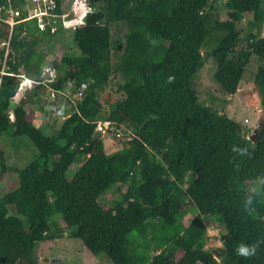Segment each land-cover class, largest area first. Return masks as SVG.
Masks as SVG:
<instances>
[{
  "label": "trees",
  "instance_id": "16d2710c",
  "mask_svg": "<svg viewBox=\"0 0 264 264\" xmlns=\"http://www.w3.org/2000/svg\"><path fill=\"white\" fill-rule=\"evenodd\" d=\"M56 1L61 14L63 2ZM8 2L21 10L19 21L27 18L25 0H0ZM87 3L93 12L72 29L60 23L42 30L35 19L11 35L8 73L39 80L53 67L58 74L49 88L35 89L55 90L67 105L49 119L46 134L35 121L47 111L43 97L37 110L16 104L18 79H1L0 138L27 137L39 156L20 167L0 146V181L12 173L19 179L0 197V264H39L38 245L67 234L114 264H264V127L253 142L239 123L200 104L194 89L208 57L228 95L238 92L254 57L264 60L263 0H230L225 20L210 0ZM248 19L241 47L238 27ZM115 23L127 25L123 40H112ZM70 32L73 55L55 60L43 51ZM9 39L10 27L0 22V43ZM113 49L121 51L116 68ZM5 55L0 50L2 61ZM118 75L121 98L108 93L107 109L101 97ZM84 83L83 99H74ZM256 84L264 113V64ZM100 121L125 137L121 150L106 152ZM74 164L80 166L68 179ZM106 195L115 199L102 201ZM210 218L225 231L222 248L204 247ZM241 246L252 256L239 255Z\"/></svg>",
  "mask_w": 264,
  "mask_h": 264
},
{
  "label": "rangeland",
  "instance_id": "374dc122",
  "mask_svg": "<svg viewBox=\"0 0 264 264\" xmlns=\"http://www.w3.org/2000/svg\"><path fill=\"white\" fill-rule=\"evenodd\" d=\"M65 12L70 11L74 0H62ZM216 11L221 15L223 20L227 19L228 13L232 11V5L230 0H210ZM264 2V0H263ZM264 8V3H263ZM79 15H81L78 12ZM239 24L240 30H243L242 45L246 46V39L249 29L247 28L248 22ZM72 29V28H69ZM67 29V30H69ZM112 40H123L128 32L127 25L125 23H115L111 26ZM257 28L253 29V32L257 33ZM66 30V31H67ZM69 32V31H68ZM264 37V29L263 34ZM44 52L50 56H55V60H59L62 56L75 53V44L72 41V32L67 33L62 42L52 48H44ZM207 50L203 52L205 55ZM121 55L119 49H113L112 59L115 68L118 66V61ZM261 64H264V60L254 57L248 65L244 77L239 85V90L235 95L226 94L215 80V73L217 70L216 63L212 57L205 59V65L197 74L194 79V89L198 93V99L200 104L210 108L213 112L219 114H225L232 120L239 123L242 128L251 133L250 139L254 136L258 130L261 121L263 120L264 113L261 108V97L256 84V75ZM123 82V78L118 75L117 79L112 81L106 92L101 97L104 106L109 109L106 103V95L112 94L116 98H121V94L117 93L119 84ZM37 96L43 97L45 106L47 108L46 113L36 114V126L41 127L46 134H52L49 124V119H54L57 116V112L63 113L66 104L65 97L62 95L57 96L55 100L50 98V92L48 90H32L27 92L24 96H19L14 102L25 103L29 107L33 105V109L37 110L38 106L35 102ZM50 121V122H51ZM49 124V125H48ZM103 139L106 140L107 153L111 154L123 148V142L125 137L119 138L116 133L103 135ZM1 149L6 151L11 164H15L20 167H26L30 163L34 162L39 152L30 142L27 137L9 138L2 136L0 138ZM80 165L74 164L67 174L68 179H72L77 173V169ZM19 179L15 173L8 174L3 180L0 181V197L6 192L18 187ZM249 190L251 192H258L260 188L255 185H250ZM264 194V190H263ZM115 199V195H106L102 201L111 203ZM196 213L197 210H194ZM209 237L204 241L205 249L210 248H222V236L225 233L222 226L217 220L208 219ZM35 256L39 261V264H114V262L105 254L99 256L92 255L84 246L83 242L79 239H73L69 234L65 235L63 239L55 241L41 242L35 252Z\"/></svg>",
  "mask_w": 264,
  "mask_h": 264
},
{
  "label": "built area",
  "instance_id": "2783aa9c",
  "mask_svg": "<svg viewBox=\"0 0 264 264\" xmlns=\"http://www.w3.org/2000/svg\"><path fill=\"white\" fill-rule=\"evenodd\" d=\"M27 4L28 16L26 19L19 21L22 12L20 9H16L10 2L8 4L1 5L0 3V22L10 27V39L0 43V50L6 49V55L3 61L0 58V84L3 76L12 75L19 81L18 95L24 96L27 92L34 90L38 86H45L49 88V84L52 83L57 77V71L51 67L46 66L42 72L39 80L31 78L25 72L20 71L19 74H10L7 71L6 61L10 48L11 35L15 26L24 21L38 20L39 27L44 30L48 26L57 28L60 23L66 29L73 28L76 24L82 22L83 17L93 12V9L89 7L87 0H74L70 11H63L58 13V3L56 0H25ZM78 12L81 14L79 15ZM87 84L84 83L74 95V99L81 100L84 97L87 89ZM58 92L51 90L50 98L55 100L58 96ZM13 119V114H11ZM114 124L110 121H100L97 124V131L103 135L110 134V131H114ZM120 137V135H118Z\"/></svg>",
  "mask_w": 264,
  "mask_h": 264
},
{
  "label": "water",
  "instance_id": "95a60500",
  "mask_svg": "<svg viewBox=\"0 0 264 264\" xmlns=\"http://www.w3.org/2000/svg\"><path fill=\"white\" fill-rule=\"evenodd\" d=\"M205 50H203V52H204ZM260 94V93H259ZM261 108H263V104H262V98H261ZM134 126V125H133ZM264 127V122H263V120L261 121V123H260V126H259V128H258V130L255 132V134H254V136L251 138V140L253 141V142H256L258 139H259V131L262 129Z\"/></svg>",
  "mask_w": 264,
  "mask_h": 264
},
{
  "label": "clouds",
  "instance_id": "9594fccd",
  "mask_svg": "<svg viewBox=\"0 0 264 264\" xmlns=\"http://www.w3.org/2000/svg\"><path fill=\"white\" fill-rule=\"evenodd\" d=\"M253 252H254V249H253ZM237 253L239 255H242L244 257H249V256H252L253 253L249 252V250L243 246L239 247V249L237 250Z\"/></svg>",
  "mask_w": 264,
  "mask_h": 264
},
{
  "label": "crops",
  "instance_id": "0c3cea01",
  "mask_svg": "<svg viewBox=\"0 0 264 264\" xmlns=\"http://www.w3.org/2000/svg\"><path fill=\"white\" fill-rule=\"evenodd\" d=\"M105 141H106V140H104V143H105ZM106 146H107V145H106V143H105V150H106V152H107V147H106Z\"/></svg>",
  "mask_w": 264,
  "mask_h": 264
}]
</instances>
